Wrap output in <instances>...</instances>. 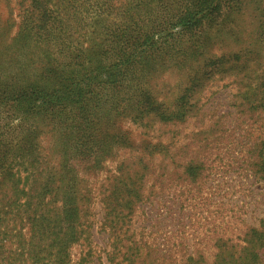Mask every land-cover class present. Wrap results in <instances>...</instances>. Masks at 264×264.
Listing matches in <instances>:
<instances>
[{"label":"trees","instance_id":"obj_1","mask_svg":"<svg viewBox=\"0 0 264 264\" xmlns=\"http://www.w3.org/2000/svg\"><path fill=\"white\" fill-rule=\"evenodd\" d=\"M15 14L0 17V264H264V216L250 222L248 202L209 208L210 228L189 209L211 157L226 183L264 184V0H18ZM208 115L184 143L149 139ZM107 162L95 195L84 176ZM173 176L191 187L183 199L164 190ZM147 204L160 214L139 232Z\"/></svg>","mask_w":264,"mask_h":264},{"label":"rangeland","instance_id":"obj_2","mask_svg":"<svg viewBox=\"0 0 264 264\" xmlns=\"http://www.w3.org/2000/svg\"><path fill=\"white\" fill-rule=\"evenodd\" d=\"M9 4L10 9L6 7V5ZM4 2V0H0V17L2 20L6 19L8 17V12H12L13 16L12 19L17 23L18 19L16 18V11H17V3L18 0H10V2ZM2 4V5H1ZM16 31V28L14 29V32ZM173 80V77H169L167 80L168 82H171ZM221 83V82H220ZM215 90V89H213ZM225 99V95L222 96L223 100ZM226 102H224L225 104ZM222 104L221 106L218 107L217 113H222L223 111H226L225 105ZM213 114V113H212ZM213 116V115H212ZM248 117L246 115H232V116H227L224 117L223 122L226 124V127H229V124H232L230 121H236L241 122L243 119H247ZM209 119H211V116L208 115V119H204V123L200 122H195L191 121V123L179 126L176 128H168L165 129L164 127H155L154 131L150 132V136L153 138L149 139H157V137H160V139H193L192 136H189L190 133H192L194 130L195 131H200V129H203L204 131H209V128L212 124H210ZM194 122V123H193ZM122 129L124 130H129L133 138L132 139H141L143 130L138 128L137 126H133L128 123L122 124ZM177 131H181L178 134L176 133ZM233 135V134H232ZM237 136H232L230 139L236 138ZM222 139V138H221ZM123 154V153H122ZM127 155H122L119 157V159L126 158ZM214 157H211L210 163L212 165L216 166V170H214L213 175L208 177V172L206 173L207 179L201 181L197 187L201 188V192H198L196 190H193V199L195 200L194 203L196 204V208L190 207L189 209L191 210V219L197 220L199 217H203V223L205 227H211V225H207V221H204V217L208 216V211L209 208H214V209H219L221 206L223 208H228V207H240L241 200H245V202L249 203V206L245 209V211H248L249 209V215L247 216L250 222H255V219H258L259 217L264 216V184H257V182H249L246 186H243L239 183L238 179H234L233 183L230 185L226 183V181H229L230 176H225L228 174H225L223 170L221 169V166L223 162H221L219 159H214ZM214 162V163H213ZM158 164V163H157ZM116 167L115 162H107L105 164V168L102 171H99L95 174H88L84 176L86 179H88L90 186L93 187L95 195L96 193H99V191L102 189V185L105 184L107 181L108 177L114 172V169ZM151 183V182H150ZM191 188V187H188ZM186 186L182 185L179 180H177V177L173 176L171 180L168 181V186L165 185L164 190L165 191H171V193H174L178 195L179 199H183L180 196L179 192L184 191L185 189H188ZM192 199V200H193ZM203 199V201H201ZM156 206V205H155ZM152 207L151 205H144L140 210L137 212V215L134 219L135 225L134 228H139V232L143 231V229L146 227L152 228L153 225L156 224V218L160 214L157 211V207ZM179 207V206H178ZM186 207V206H185ZM177 208L174 207L173 210H176ZM253 209L254 212H251ZM189 210V211H190ZM202 211V212H201ZM256 211V213H255ZM94 219L92 221L94 222V229H93V243H92V248L95 249L96 251L101 250V253H96L98 256L99 254L102 256V262L104 261L105 263V253L104 250L108 247V241L102 233H98V231L101 228L100 221L102 220V211H101V205L96 201L95 206H94ZM201 212V213H199ZM185 211H183V214ZM203 213V214H202ZM147 215V216H146ZM246 218V215L242 216V219ZM162 221V218L160 219ZM165 223L160 225V228H163ZM198 223L196 222L197 227ZM159 227V226H158ZM170 227V226H169ZM171 229V227L169 228ZM168 229V230H169ZM156 230L158 231L157 228L152 229V233H150L148 230L145 232L146 238L148 239H154V241L159 240L160 235L156 234ZM156 232V233H155ZM150 233V234H149ZM189 233H193L192 230H189ZM202 230H199L198 233L195 235H201L202 237ZM153 241V240H151ZM150 241V242H151ZM84 248L81 247H75L72 251L73 258L74 260H77L80 256V253H82ZM95 264H98L99 261L97 258L93 260Z\"/></svg>","mask_w":264,"mask_h":264}]
</instances>
